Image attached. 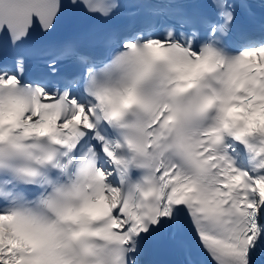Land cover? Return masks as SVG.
Returning a JSON list of instances; mask_svg holds the SVG:
<instances>
[{
	"label": "snow or ice",
	"instance_id": "1",
	"mask_svg": "<svg viewBox=\"0 0 264 264\" xmlns=\"http://www.w3.org/2000/svg\"><path fill=\"white\" fill-rule=\"evenodd\" d=\"M237 6L0 0V264H152L162 240L189 264H264V158L237 169L224 142L264 154V36L225 44ZM66 7L146 20L47 40Z\"/></svg>",
	"mask_w": 264,
	"mask_h": 264
}]
</instances>
